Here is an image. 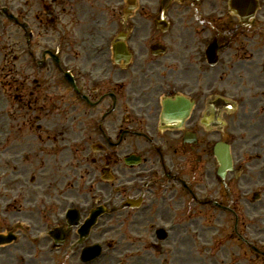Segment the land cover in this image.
Wrapping results in <instances>:
<instances>
[{
	"label": "flooded vegetation",
	"instance_id": "1",
	"mask_svg": "<svg viewBox=\"0 0 264 264\" xmlns=\"http://www.w3.org/2000/svg\"><path fill=\"white\" fill-rule=\"evenodd\" d=\"M94 1L90 0V24L98 21L118 30L126 26L110 24L109 9L122 15L115 8L120 5L118 0H101L100 7H93ZM140 1L137 13L125 19L137 29L126 42L130 62L108 64L114 41L108 37L97 40L102 52L90 53V77L74 81L88 101L82 102L67 78V70L78 69L79 62L73 42L57 35L64 19L59 11L61 0H26L38 10L23 14L32 35L28 38L24 33L22 56L0 58V143L4 145L0 172L8 178L2 187L12 200L15 193L27 192L22 219L38 230L63 221V197L69 196L59 187L70 171V164L62 158L64 140L95 147L88 155L83 148L81 161H89L88 180L109 178L106 186L131 174L135 167L153 165L161 172L170 167L173 173L158 176L153 190L142 197L150 206L167 200L185 220L197 208L230 209L238 202L264 206V162L251 158L261 147L254 148V143H264V25L250 23L240 28L229 13L228 0ZM46 5L50 12L44 11ZM261 16L264 22V9ZM159 17L168 22L165 28L154 24ZM122 19L115 13L111 18L112 22ZM155 44L165 48L162 55L151 53ZM9 48L14 51L13 44ZM208 48L217 55L212 64L205 57ZM135 71L141 72L137 80ZM101 76L105 81L93 88L92 80ZM163 83L169 87L179 83L190 99L189 114L183 119L162 123L157 96ZM206 88L214 91L210 98L204 96ZM224 97L232 100L225 102ZM125 103L140 119L129 117ZM243 103L252 106L251 120L241 115ZM219 141L231 145L235 158L224 177L218 173L214 156ZM131 155L140 157L138 166L127 165ZM5 216L11 221L13 214ZM143 219L133 217L132 221ZM6 229L16 232L13 227ZM21 237L25 238L12 244L14 250H0V264L80 263V249L74 245L77 235L72 231L66 233L62 245L54 244L47 234L37 238L36 233H24Z\"/></svg>",
	"mask_w": 264,
	"mask_h": 264
},
{
	"label": "rangeland",
	"instance_id": "2",
	"mask_svg": "<svg viewBox=\"0 0 264 264\" xmlns=\"http://www.w3.org/2000/svg\"><path fill=\"white\" fill-rule=\"evenodd\" d=\"M76 18L79 19L76 26L77 42L88 40V37L84 34H90V12H76ZM65 20H70V17H65ZM10 28L13 34L8 41L18 42L21 45L22 36L19 35L21 32L17 28ZM41 32L43 33V30H41ZM6 43L8 44V42H5V44ZM87 43L78 45V48L85 51V55L83 51L80 50L79 52V57L83 56V58L79 59H84V61L87 60V58L85 59L88 51L86 49ZM2 45L3 43L0 44V46ZM17 51H20L17 55L22 54L20 48L15 51L11 49L5 50L7 54L11 55H16ZM79 115V122L85 120L82 118V111L79 112ZM257 129L262 128L258 127ZM65 155L70 158L69 154ZM63 157L65 158V156H62V158ZM3 160V154H0V167L2 168L0 171L4 169ZM5 180H8V178L5 177ZM2 183L0 177V184ZM244 212L245 210L240 203L232 204L228 211L219 215L214 209H195L194 213L201 217L200 221L191 223L190 225L185 224V226L178 223L174 230L170 231L169 239L161 244L160 251L153 250L150 245L151 229L154 226L152 223L155 222V219L147 222L146 218L141 222L142 225L139 230H137V234L141 236L139 245L137 246L141 249L138 250L139 253H141L139 259L136 260L130 248L124 247L123 244H121V247L119 246L116 250L107 249V254L105 253V256L96 264H115L118 261L122 262L120 264H219L225 262V260H227V262H234L233 264H264V254L253 255L247 248L249 245L247 242H250L248 236L245 237L246 241L240 240L238 237L239 233H246L248 231H245L241 224V215ZM12 214L14 215L15 212H12ZM214 215H216L220 221L211 219ZM167 218L168 217L163 216L162 221H166ZM236 219L239 221V225L236 226L237 231L233 230L231 225ZM114 220L117 226L114 227L110 233L116 232L118 229L121 231V228H124L123 226L126 224V219H124L123 215H119V217ZM148 228L149 231L147 232ZM188 228L195 236H193V234L192 236L190 235ZM0 229H4V225L0 224ZM96 231L98 232V229H96ZM120 231H118V234ZM229 232L234 239L229 238ZM109 238L110 235H106L103 239L106 242L109 241ZM13 246L14 245H11L8 250H14ZM248 251L251 253L252 257L249 256Z\"/></svg>",
	"mask_w": 264,
	"mask_h": 264
}]
</instances>
